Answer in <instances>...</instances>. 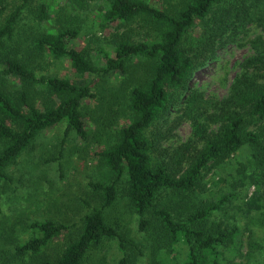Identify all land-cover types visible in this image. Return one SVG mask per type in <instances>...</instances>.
<instances>
[{"label": "trees", "instance_id": "16d2710c", "mask_svg": "<svg viewBox=\"0 0 264 264\" xmlns=\"http://www.w3.org/2000/svg\"><path fill=\"white\" fill-rule=\"evenodd\" d=\"M175 1L169 7L148 0H103L104 26L115 24L117 28L124 22L142 20L151 33L146 40L121 38L111 49H100L98 63L71 44L79 33L75 27L54 29L34 42L37 51L66 59L81 76L126 74L134 61H143L146 68L128 92L127 120L117 129L115 142L94 153L113 175L108 184H89L99 191L100 206L85 214L79 227L49 219L33 222L30 228L36 235L16 246L17 255L41 256L38 264H82L91 248L106 239H116L122 253L118 264H137L141 253L136 243L108 224L104 215L118 195L119 182L124 180L128 202L139 218L138 231L148 236L153 255L161 251L172 253L175 245L183 242L188 258L183 264H218L223 250L239 234L237 226H227L213 217L228 197L193 208L186 200L201 188L202 169L228 161L242 147L250 150L249 173L245 176L256 188L250 204L257 206V199H264V52L244 60L246 72L234 78L228 96L213 114L219 123L217 131L205 138L188 168L178 175L163 163H153L151 130L169 105L181 101L195 112L200 107L198 94L188 83L194 71L204 65L210 50L223 37L235 40L249 24H257L264 32V0ZM3 2L0 0V189L11 179L9 167L44 130L65 125L58 158L70 133L86 139L87 125L81 108L84 101L95 97L91 84L37 75L7 53L6 41L13 37L30 0H22L4 18ZM68 2L79 4L80 0H63L64 4ZM38 9L40 18H45V3ZM12 78L26 87L36 84L46 88L53 101L47 105L33 103L27 89L20 90L14 99L6 85V80ZM197 127L202 134V124ZM67 233L69 239L64 235ZM63 235V249L44 256L43 250Z\"/></svg>", "mask_w": 264, "mask_h": 264}, {"label": "rangeland", "instance_id": "374dc122", "mask_svg": "<svg viewBox=\"0 0 264 264\" xmlns=\"http://www.w3.org/2000/svg\"><path fill=\"white\" fill-rule=\"evenodd\" d=\"M21 1L5 0L2 18ZM148 1L158 6L166 3L169 7L177 3L175 0ZM41 3H45L47 11L43 19L38 11ZM103 5V0H80L79 4H64L63 0H30L16 24L13 37L6 41L7 53L28 65L37 75L89 83L95 97L84 101L81 108L87 125L86 139L70 133L58 158L65 125H57L39 133L9 167L11 179L0 189V264H38L41 256L16 254V246L36 235L31 224L49 219L79 227L82 217L101 204L99 191L89 184H108L113 179L109 168L94 153L115 142L117 129L127 120L128 92L144 74L145 63L132 62L126 74L81 76L71 69L66 59L43 54L34 46L36 39L46 32L75 27L79 33L71 44L98 63L99 50L111 49L121 38L134 42L148 39L151 30L142 20L124 22L117 28L115 24L104 26ZM194 32L199 33L198 30ZM210 51L204 65L194 71L188 83L198 94L200 107L195 112L181 101L169 105L164 117L151 130L153 163H163L178 175L188 168L203 147L205 138L217 131L219 123L214 121L213 114L219 111L221 102L228 96L234 78L246 72L244 60L264 52V32L257 24H249L235 40L227 41L223 37ZM6 85L14 99L20 90L27 89L33 103L47 105L53 101L50 92L36 84L26 87L12 78L6 80ZM198 123L202 124V134L198 133ZM249 161L250 150L242 147L228 161L208 164L201 171V188L186 200L193 208L228 197L213 217L227 226H237L239 234L235 242L223 250L218 264H264V199H257V206L250 204L256 188L245 176L249 173ZM124 185L121 180L118 195L104 210V215L108 224L136 243L141 253L137 264H183L188 259L183 242H178L172 253L161 251L153 255L148 236L138 231L139 218L130 207ZM64 235L69 239L68 233ZM64 235L43 250L44 256L63 249ZM121 255L118 240L106 239L87 252L82 264H118Z\"/></svg>", "mask_w": 264, "mask_h": 264}]
</instances>
